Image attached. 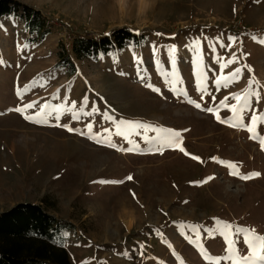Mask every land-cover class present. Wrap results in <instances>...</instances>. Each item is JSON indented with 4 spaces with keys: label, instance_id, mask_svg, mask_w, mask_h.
I'll use <instances>...</instances> for the list:
<instances>
[{
    "label": "rangeland",
    "instance_id": "obj_1",
    "mask_svg": "<svg viewBox=\"0 0 264 264\" xmlns=\"http://www.w3.org/2000/svg\"><path fill=\"white\" fill-rule=\"evenodd\" d=\"M17 1L40 11L50 34L29 43L23 21L0 19V213L44 207L69 225L71 264H233L223 223L247 255L235 228L264 236V122L255 138L247 130L264 115V0ZM117 29L138 43L71 53L75 37ZM246 92L241 122L232 95ZM136 124L172 129L179 143Z\"/></svg>",
    "mask_w": 264,
    "mask_h": 264
},
{
    "label": "trees",
    "instance_id": "obj_2",
    "mask_svg": "<svg viewBox=\"0 0 264 264\" xmlns=\"http://www.w3.org/2000/svg\"><path fill=\"white\" fill-rule=\"evenodd\" d=\"M15 16L23 21L26 32L34 36L29 43L42 42L50 34L40 11L17 0H0V19ZM129 43L137 44L136 36L126 29H117L99 39L75 37L71 53L81 60L123 50ZM66 60L70 62L69 56ZM68 227L37 204L20 203L0 213V264H71L62 246V235Z\"/></svg>",
    "mask_w": 264,
    "mask_h": 264
},
{
    "label": "snow or ice",
    "instance_id": "obj_3",
    "mask_svg": "<svg viewBox=\"0 0 264 264\" xmlns=\"http://www.w3.org/2000/svg\"><path fill=\"white\" fill-rule=\"evenodd\" d=\"M261 43H264V41H261ZM174 63H175V61L173 60V64ZM230 63H235V60L230 59L227 61V63H222L220 66L223 69V68L227 67L228 64H230ZM240 72H241V69L237 68L235 70V72L232 73V80L233 81H235L239 77ZM228 83H229V80L226 77H221V78L216 80V84L218 87L221 85L226 87L228 85ZM18 95H19V93H18ZM247 95H248L247 92L245 93V95L243 97L239 94H233L232 95V98L235 99L237 103L235 105H232L230 110L233 112L234 117H236L241 122H242L243 111L247 107H249V105L247 103ZM228 99H229V97L226 96L223 100L220 101L219 106L220 107H229V105L227 103ZM36 103L37 102L30 103L28 105H25L24 108L15 109V111L23 113L28 108L35 107ZM196 106L200 107L199 105H196ZM44 107L49 108L51 111H55L57 113H60L63 111L62 108H60V107L52 108L51 105H45ZM207 111L218 113L219 109L217 108L214 110L212 108H208ZM44 115H45L44 108H42L41 112L37 113V117L43 119ZM24 118L26 120H32L33 122H39L36 118H34L32 116H25ZM56 118L59 119V116H57ZM73 118L79 119V116L76 114H73ZM106 118L109 120L112 119L111 116H108ZM217 119L218 120L220 119L219 115H217ZM221 122H224V121H221ZM260 122H264V115H261V116L253 115V117L251 119V124L247 126V130L250 133H253V138H255V135H256V125ZM121 123H125V122H121ZM128 123H130V122H128ZM65 127H67V126L65 125ZM135 127L143 128L145 131H148V130L159 131V132L163 133L168 138H175L176 142L179 143L180 133L175 132L172 129H152L151 126L143 125V124H136ZM89 128H91V125H89ZM68 131H74V129L68 128ZM117 135H123V133L120 131H117ZM145 139H147V137H145ZM261 145H262V147H264V139L261 140ZM180 150L184 151V149L182 147L180 148ZM185 154H187V153H185ZM193 159H198V157H193ZM254 175H259V173H256ZM243 178L248 179L251 177L246 176ZM127 179H131V177L129 176ZM101 183H118V181H101ZM221 227L223 229V234L225 235V238H226L227 243H228V249L227 250L230 253L229 258L233 259V264H242V262H243V264H264V236L256 235L254 230H248V229H244V228L237 226L235 228V231L237 233H240V232L245 233V243L248 245V248L250 250L247 255L238 256L234 252V246H233L234 242L230 238L233 226L230 224H227V223H223L221 225Z\"/></svg>",
    "mask_w": 264,
    "mask_h": 264
}]
</instances>
